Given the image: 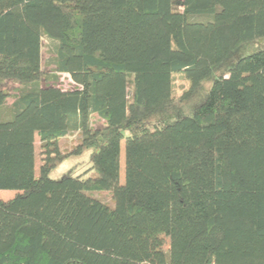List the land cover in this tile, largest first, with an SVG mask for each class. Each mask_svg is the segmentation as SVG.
I'll return each instance as SVG.
<instances>
[{
	"label": "trees",
	"instance_id": "1",
	"mask_svg": "<svg viewBox=\"0 0 264 264\" xmlns=\"http://www.w3.org/2000/svg\"><path fill=\"white\" fill-rule=\"evenodd\" d=\"M261 39L264 0H0V264H264V47L237 57ZM183 71L200 101L159 121Z\"/></svg>",
	"mask_w": 264,
	"mask_h": 264
},
{
	"label": "rangeland",
	"instance_id": "2",
	"mask_svg": "<svg viewBox=\"0 0 264 264\" xmlns=\"http://www.w3.org/2000/svg\"><path fill=\"white\" fill-rule=\"evenodd\" d=\"M56 42L49 39L47 36L42 37V52H43V64L44 69L46 71H51V50L54 48ZM264 47V39L258 40L252 44L246 45L242 47L237 57L242 55H248L256 51L257 49ZM60 84L63 88L70 89L75 86L74 82L72 81L71 77L68 74H60ZM173 95L176 99V105L175 107L168 112L167 114L160 116L159 121L162 122H170L173 121L176 117L181 115H189L192 113L195 105H197L200 101V97H195L187 102H181L179 103L180 99L184 95V93L189 90L191 86L190 79L186 76L185 71L175 73L173 74ZM19 85L13 81H5L1 83L2 89L6 90L9 94H11V97L8 99L7 107H10L13 102V95L17 93V87ZM211 87L210 82H206L203 85V92L202 95L205 93V91L209 90ZM97 121L96 126H100L101 123L98 121L97 117L94 116L93 122ZM158 121V120H157ZM158 121V122H159ZM80 139V133L79 131L72 133L71 135L65 137L61 140V145L63 148H72L75 146ZM35 147H36V175L39 172V154H40V141L39 137L36 135L35 140ZM90 151H86L81 155H72L68 159L64 160L62 163H60L50 174V177L52 179H60L66 172H71L73 175H86L89 172L90 168ZM120 180L122 183L125 181V151H124V142L121 143V170H120ZM17 192L11 191V190H4L0 192V198L3 200H9L13 198ZM106 193L102 194H96L100 196L101 198H106ZM108 198V197H107ZM103 200V199H102ZM105 202L109 203L110 205H113L111 202V199L108 198V200H104ZM154 245L157 248H161L165 251L169 250V239L166 237H161L158 240L154 242Z\"/></svg>",
	"mask_w": 264,
	"mask_h": 264
}]
</instances>
